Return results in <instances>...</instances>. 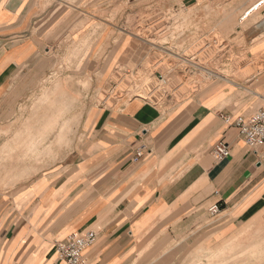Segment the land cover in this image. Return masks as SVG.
I'll return each mask as SVG.
<instances>
[{
  "label": "crops",
  "instance_id": "0c3cea01",
  "mask_svg": "<svg viewBox=\"0 0 264 264\" xmlns=\"http://www.w3.org/2000/svg\"><path fill=\"white\" fill-rule=\"evenodd\" d=\"M56 2L0 0L4 118L26 91L23 80L43 76L44 57L58 55L61 34L77 27L79 11L61 19ZM175 33L170 47L182 40ZM106 55L93 76L108 75ZM115 56L120 71L132 64L133 74L156 77L144 54ZM247 56L258 57L259 70L229 88L198 86L175 104L133 98L86 107L82 133L56 167L0 197V264H65L55 242L83 230L96 234L83 251L88 264H264V146H246L221 118L264 107V52ZM218 142L230 149L220 160L211 152ZM214 203L219 211L210 214Z\"/></svg>",
  "mask_w": 264,
  "mask_h": 264
},
{
  "label": "rangeland",
  "instance_id": "374dc122",
  "mask_svg": "<svg viewBox=\"0 0 264 264\" xmlns=\"http://www.w3.org/2000/svg\"><path fill=\"white\" fill-rule=\"evenodd\" d=\"M258 1L57 0L61 19L74 7L79 22L61 34L58 55L44 57L43 76L23 80L26 91L12 97L11 116H0V197L18 195L16 186L56 167L82 133L86 107L109 108L133 98L175 104L198 86L220 81L229 88L255 75L260 62L247 54L264 52V2L245 13ZM176 31L182 40L170 47L167 37L176 38ZM105 53L108 75L93 76ZM116 53L144 54L156 77L133 74L132 64L120 71ZM63 99L67 105L59 112Z\"/></svg>",
  "mask_w": 264,
  "mask_h": 264
},
{
  "label": "built area",
  "instance_id": "2783aa9c",
  "mask_svg": "<svg viewBox=\"0 0 264 264\" xmlns=\"http://www.w3.org/2000/svg\"><path fill=\"white\" fill-rule=\"evenodd\" d=\"M163 80V77L159 75ZM223 121L231 126H235L239 135L246 146L256 148L264 146V107L258 108L251 114H237L230 116L222 114ZM216 160L223 159L230 154L227 143L218 142L211 150ZM136 158L142 157L143 152L137 151ZM219 211L217 203L209 207L210 214H216ZM96 240V234L93 230H85L84 232H73L65 238L58 240L54 244L55 252L60 260L65 264H88L83 251L91 246Z\"/></svg>",
  "mask_w": 264,
  "mask_h": 264
},
{
  "label": "bare ground",
  "instance_id": "6f19581e",
  "mask_svg": "<svg viewBox=\"0 0 264 264\" xmlns=\"http://www.w3.org/2000/svg\"><path fill=\"white\" fill-rule=\"evenodd\" d=\"M260 2H263V1L260 0L259 2H256L255 4H253L252 7H251V9L249 8L250 10L248 9L249 11L247 10V12L245 13V15H247L250 11L252 12L253 10L257 9V8L261 5ZM259 4H260V5H259ZM61 98H62V97H61ZM64 105H65V104H64V99H63L61 105L59 106L60 109H58L59 112L62 110L61 108H62ZM66 105H67V104H66ZM66 105H65V106H66Z\"/></svg>",
  "mask_w": 264,
  "mask_h": 264
}]
</instances>
